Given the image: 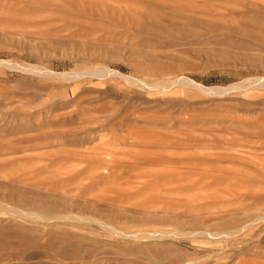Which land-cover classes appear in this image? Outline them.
<instances>
[{
    "label": "rangeland",
    "instance_id": "1",
    "mask_svg": "<svg viewBox=\"0 0 264 264\" xmlns=\"http://www.w3.org/2000/svg\"><path fill=\"white\" fill-rule=\"evenodd\" d=\"M0 264H264V0H0Z\"/></svg>",
    "mask_w": 264,
    "mask_h": 264
},
{
    "label": "bare ground",
    "instance_id": "2",
    "mask_svg": "<svg viewBox=\"0 0 264 264\" xmlns=\"http://www.w3.org/2000/svg\"><path fill=\"white\" fill-rule=\"evenodd\" d=\"M98 72H99V70H98ZM104 73V72H103ZM176 235V234H175Z\"/></svg>",
    "mask_w": 264,
    "mask_h": 264
}]
</instances>
